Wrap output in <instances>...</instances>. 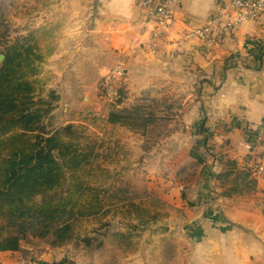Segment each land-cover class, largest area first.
<instances>
[{"label":"crops","instance_id":"1","mask_svg":"<svg viewBox=\"0 0 264 264\" xmlns=\"http://www.w3.org/2000/svg\"><path fill=\"white\" fill-rule=\"evenodd\" d=\"M141 1L55 0V9L39 13L32 32L42 51H55L47 78L49 92L60 99L54 119L78 112L106 114L100 88L121 62L125 70L119 89L128 94L127 106L147 92L181 99L179 133L150 154L143 153L140 135L112 126L135 143V155L140 146L139 172L133 175L154 181L156 190L162 188L164 203L176 212L164 225H152L147 244L154 248L129 264H264V190L225 198L217 179L223 170L220 160L234 161L247 171L264 156L255 144L264 129V59L255 61L260 50L264 54L259 47L264 43V18L237 34L222 33L216 48L207 50L188 36L224 0H179L174 25L157 53L137 55L140 44L148 42V35L141 36ZM204 121L207 137L198 133ZM169 145L176 149L168 151ZM156 164H162V172L152 170ZM197 164L200 168L191 169ZM170 170L183 173L173 180ZM51 243L52 238H29L18 252L0 253V261L96 264L90 252L53 249Z\"/></svg>","mask_w":264,"mask_h":264},{"label":"trees","instance_id":"2","mask_svg":"<svg viewBox=\"0 0 264 264\" xmlns=\"http://www.w3.org/2000/svg\"><path fill=\"white\" fill-rule=\"evenodd\" d=\"M10 37L11 30L0 12V55L5 56L0 68V253L18 252L30 236L52 238L53 249L74 244L76 250H101L110 224L102 226L106 232L96 239L77 236V227L83 219L120 208L123 198L110 193L105 177L96 176L100 171L92 163L93 151L67 141L69 136L81 138L56 127L58 95H37L31 81L39 61L35 47L27 38L10 42ZM261 53L255 54L259 63L264 59ZM119 94L121 100L110 109L108 123L140 135L145 153L179 133L184 109L181 99L147 92L127 106L128 94L123 89ZM205 125L206 121L202 122L198 133L207 137ZM219 163L223 170L217 179L225 198L257 192V182L249 171H241L234 161Z\"/></svg>","mask_w":264,"mask_h":264},{"label":"rangeland","instance_id":"3","mask_svg":"<svg viewBox=\"0 0 264 264\" xmlns=\"http://www.w3.org/2000/svg\"><path fill=\"white\" fill-rule=\"evenodd\" d=\"M0 5V12L4 14L5 24L11 30L10 42H14L13 40L19 37L27 38L35 47L39 61L36 64V76H33L31 81L35 84L37 95L45 98L49 93L47 78L53 70L51 69L53 65L50 58L55 51H42L38 36H35L32 31L39 24V13L41 11L55 9V0L50 3H43L40 0H0ZM261 44H259L260 48H262ZM4 63L5 60L0 68ZM102 104L106 114L101 112L91 115L78 112L77 114L73 113L70 118L57 115L58 117H55L54 123L59 130L65 131L67 135L74 133L75 136L81 138L77 140L71 139V136H69L67 138L68 142L78 143V145H81V149H91L93 151L95 162L92 163L96 170L100 171L96 176L98 178L99 176L105 177L107 180L105 186L110 190V193H117L120 198H123L121 202L124 204L120 208L106 209L103 216L81 220L76 230L77 236L96 239L106 232L102 226L110 224L109 235L104 238L105 246L101 250L90 252L91 256L96 260V264H129L135 262L136 259H140L144 255V251L154 248L151 243L150 245L147 244L151 235L149 229L152 228V225L156 223L164 225V221H169L170 218L176 215V212L164 203L163 196L160 193L162 188L156 190L155 184H151L154 181H149L141 174L133 175L134 168L140 167L137 159L140 146L138 145V154L135 155V143H129L127 141L129 139L123 131L116 130L109 125L107 115L111 107L105 101H102ZM158 146H162V144ZM167 149H169L168 151H174L176 148L169 145ZM170 161L175 164L173 159ZM196 167L200 168V164L191 167V169L196 171ZM152 170L162 172V164L152 166ZM169 172L171 174L168 176L172 177L173 180L183 173V171L172 170ZM130 204H134V207H131ZM136 209L138 210L136 211ZM98 230L100 232L96 234L95 232ZM29 238L33 237L30 236ZM39 240L45 241L47 239ZM74 246V244H70L63 249L69 252L78 251ZM83 249L79 251H83ZM33 250L36 254L34 248ZM86 251L84 250V252Z\"/></svg>","mask_w":264,"mask_h":264},{"label":"built area","instance_id":"4","mask_svg":"<svg viewBox=\"0 0 264 264\" xmlns=\"http://www.w3.org/2000/svg\"><path fill=\"white\" fill-rule=\"evenodd\" d=\"M179 0H142L144 27L141 36L148 35V42L139 46L137 55L146 51L157 53L159 42L167 35L174 25V11ZM264 18V0H224L216 11L203 23L193 28L189 40L200 42L207 50H213L218 45L222 33L237 34L246 24ZM142 47V48H141ZM205 55V54H204ZM125 65L121 62L104 78L100 88L101 99L110 107H115L121 100L119 83L124 77ZM257 148L264 150V129L256 135ZM259 188L264 190V156L246 169ZM29 254H33L28 250ZM0 264H3L0 261Z\"/></svg>","mask_w":264,"mask_h":264},{"label":"water","instance_id":"5","mask_svg":"<svg viewBox=\"0 0 264 264\" xmlns=\"http://www.w3.org/2000/svg\"><path fill=\"white\" fill-rule=\"evenodd\" d=\"M5 60V57L3 55H0V65H2L3 61ZM139 172V169L135 168L133 173L137 174Z\"/></svg>","mask_w":264,"mask_h":264}]
</instances>
